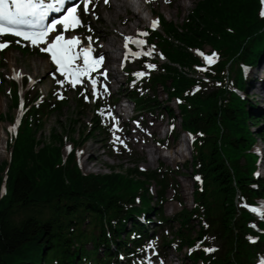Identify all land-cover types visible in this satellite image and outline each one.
<instances>
[{"label": "trees", "instance_id": "obj_1", "mask_svg": "<svg viewBox=\"0 0 264 264\" xmlns=\"http://www.w3.org/2000/svg\"><path fill=\"white\" fill-rule=\"evenodd\" d=\"M261 7L260 0H195L178 24L159 13L161 29L148 28L149 41L166 60L152 59L155 68L140 60L139 71L128 70V98L137 109L165 110L171 136L178 139L182 131L194 136L193 206L174 216L179 226L171 229V238L159 239L158 230L170 221L164 205L169 188L177 185L173 168L124 172L110 166L105 173H84L79 140L74 138L77 145L66 154L58 128L45 132L47 118L68 103L67 89H54L46 98L32 84L17 131L8 136L10 159L0 162V188H5L0 264H147V251L160 243V251L186 247L190 264H258L264 256V221L246 205L264 198V177L256 174L260 156L254 150L264 141V111L251 100L252 81L242 65H264ZM206 46L217 54L212 66L196 53ZM1 82L2 88L9 84L16 107L20 83ZM22 84L26 89L28 80ZM160 86L168 100H178V113L158 100ZM75 92L77 106L84 107L85 94L80 88ZM94 103L91 124L82 131L85 140L105 137L112 128L103 103ZM209 240L215 243L213 252L204 251Z\"/></svg>", "mask_w": 264, "mask_h": 264}, {"label": "rangeland", "instance_id": "obj_2", "mask_svg": "<svg viewBox=\"0 0 264 264\" xmlns=\"http://www.w3.org/2000/svg\"><path fill=\"white\" fill-rule=\"evenodd\" d=\"M134 1H136L135 7H128V10L122 11L123 14L128 13V15H130L131 13L134 14V11L137 12V4L141 1ZM194 1L195 0H169V2H166V0H152V7L156 15L154 16V13L152 15L151 10L147 8L141 16H147L153 19L142 21L141 28H138L137 34L143 33L146 27L152 25V21L157 20L155 17L159 13L164 14L168 20H174L177 24L181 23L192 9ZM130 9H132V12ZM112 10L113 4H109V1L105 3V0H94L88 13H84L83 8L78 11L82 21V26H79V32L72 33L70 29L68 32L64 33L65 36H79L83 46L88 45L89 41L87 37L91 36V46L96 50L98 56L102 55V41L99 39V36H97V30H95V26H93L91 22H95L101 14H109ZM114 26H120L117 20L109 25L108 28L112 29ZM89 29H91V31H89ZM103 29L102 27V30ZM55 34L56 33H53L52 37H54ZM134 35L135 34L131 35V37ZM2 38L3 37H0V40H2ZM25 44L27 47L19 43H13L5 49L0 50V64L3 65V69H0V80L3 78L8 81L13 78L31 80L32 83L38 85L42 96L46 98L51 95L54 89H58L55 93H61L64 88L67 89V95L69 97L68 103L64 106L62 111L55 112L47 118L45 132L49 135L52 128H58L65 141L64 148L66 146L67 150L69 146L72 148V145H77L74 144V138L79 140V145H77L78 159L84 173H105L110 171V166H115L124 172L129 171L130 168H137L138 170L144 171L154 170L159 167H163L165 170L173 168V170L170 171H175L177 185L169 188V199L164 205L166 216L170 218V221L159 227L158 230L159 239L165 234L171 238L173 235L171 229L179 226L177 222H174V216L179 213L184 206H188L189 208L193 206L195 179L191 174L190 167L193 136L187 133L181 134L179 139H175L173 136L169 137V135L166 136L168 131L170 132L168 123L169 114L165 110L163 112L160 108L154 107L155 109L152 110L137 111L135 117H130V115L136 111L134 110V103L128 99L129 82L127 70L139 69L140 64L138 59L129 57L126 63L125 54L121 56L119 62L121 72L119 73L117 82H114L111 76L106 75L105 77L100 75V73H107L103 60L102 64L98 66L97 71L90 77V79H92L96 76L99 81V92L96 96H93L90 87L91 81L87 79V76L84 77L82 85L73 87L69 83V80L65 79L64 75H58L55 72L50 57L46 52L41 51L42 46L32 45L28 42H25ZM144 45H146V50L154 45L155 48L152 51L151 57L153 59L157 58L156 54H159L157 46L155 44L148 45L147 43ZM35 48H39L37 53L32 52L36 50ZM129 48L134 51L130 47V42ZM210 50V46L205 47V51ZM197 53L199 54L200 52ZM157 59L159 62L165 61L163 56ZM76 64L82 65L81 58L76 61ZM248 74L251 79L255 78L258 80L256 81L257 83L255 82V84L250 87L251 100L264 111V88H262L260 84V80L264 79V65L252 68ZM58 81L64 82L61 84L58 83ZM111 84L112 86H110ZM103 86H106V92L102 90ZM79 88L86 94V96H83L81 99L86 104L81 108L77 106L78 96H76L75 92V90ZM1 89L0 136L5 143L2 148L4 152L0 153V162L10 159V150L7 146V140L8 136L15 132L14 123L20 115L18 107L11 106L12 97L9 84H5L3 88L1 84L0 90ZM157 95L161 103L169 104L175 109L176 113H178V101L175 99L168 100L166 91L162 86L157 88ZM96 98H99V101L103 103V110H105L107 114L109 111L111 112V115H108L112 126L111 132L105 137L100 134H95L85 140L82 131L86 130V127L91 124ZM113 117L115 119H113ZM74 119L78 121L74 122ZM113 125H117L120 130L117 131ZM152 125L156 126V128L152 127ZM10 128H14V131L10 132ZM74 129L76 133H74ZM176 131L181 133L180 119L176 120ZM114 132L116 136H119L120 139L124 141L123 144L119 141H114ZM182 139H186V155L177 158L175 155L174 159L166 158V155L171 154L175 148L181 146ZM156 149L157 151H155ZM254 149L261 156L259 161V172L260 177H264V141L259 140ZM152 150L154 151V157L151 156ZM151 158L153 159L152 161ZM150 188L156 191L157 184L153 183ZM174 188H177V192ZM259 219L264 220V217L261 216ZM194 223L197 224V222ZM209 243L211 247L215 246L212 240H209ZM90 246L91 245H89V247ZM161 246L162 244L160 243L158 247H153L147 251V254L151 255L147 257V264H190L186 247L181 251H177L173 246H164L160 251L159 248H161ZM155 248H157V251Z\"/></svg>", "mask_w": 264, "mask_h": 264}, {"label": "snow or ice", "instance_id": "obj_3", "mask_svg": "<svg viewBox=\"0 0 264 264\" xmlns=\"http://www.w3.org/2000/svg\"><path fill=\"white\" fill-rule=\"evenodd\" d=\"M83 11L88 13L89 4L93 3V0H82ZM169 2V0H166ZM108 3V0H105ZM262 5L260 15L264 17V0H260ZM65 0H51V2L46 3L45 0H0V37L6 34H12L16 37H22L25 41H30L32 45L46 44V47H42L41 51L50 53V58L52 62L56 65V71L60 72L65 76V79L69 80V83L75 87L77 84L82 83V77L90 76L92 72H96L98 66L102 64L104 56L93 57L91 55L93 49L91 46L92 37H87L89 41L87 46L82 45L81 38L79 36L66 37L65 32L70 29L82 26V21L78 14L79 4L68 7L64 10ZM63 12L57 19H52L49 23H46L50 13H60ZM158 24V20L152 21V27L155 28ZM59 26V27H58ZM91 31V29H89ZM50 33H56L54 39L48 42V37ZM147 32L139 33L138 36H147ZM125 59L129 57H139L140 55L150 56L155 46L153 45L147 51L138 50L132 51L129 48V42L133 44L143 46L146 42L139 38H134L131 36H126L125 38ZM19 43V41H17ZM8 47L7 41L0 40V50ZM206 65H211L215 62L217 54L212 52L210 54H205L203 52L199 53ZM83 57V64H76L78 59ZM150 68H155V65H148ZM201 71L208 70L207 67L201 68ZM19 75V74H17ZM100 75L106 77V72L100 73ZM137 76H143L144 73H136ZM64 81H58V83L63 84ZM92 84V94L96 96L98 89L96 87L97 80L95 78L91 79ZM104 92L107 91L106 86L102 89ZM21 110H23V104H21ZM108 115H111L109 111ZM113 119H115L113 117ZM117 131L120 129L117 125H113ZM10 132L14 131V128L9 129ZM114 141H119L124 143L119 136L113 133ZM126 147V145H125ZM68 151H71L69 146ZM200 180V177H196ZM4 189L0 188V194H3ZM253 211H259L262 216H264V205L259 208H254ZM199 246V245H198ZM206 252H213L215 249L206 248ZM260 264H264V259L261 260Z\"/></svg>", "mask_w": 264, "mask_h": 264}, {"label": "bare ground", "instance_id": "obj_4", "mask_svg": "<svg viewBox=\"0 0 264 264\" xmlns=\"http://www.w3.org/2000/svg\"><path fill=\"white\" fill-rule=\"evenodd\" d=\"M141 2L137 4V12L128 15V13L123 14L122 11L128 10V7H135L136 1L134 0H112L113 10L109 14H101L95 22H91L95 26L97 36L102 41L101 51L104 56V63L107 69V76H111L114 82L118 81L120 69V58L125 54V37L131 36L133 34L137 35L138 28H141V22L144 20H151L152 18L147 16H141L147 8L154 13V8L152 7V0H140ZM146 5V6H144ZM156 14L154 13V16ZM118 21L120 26H114L109 29L108 26L113 24L114 21ZM123 26V27H122ZM102 27L104 28L102 30ZM78 28V27H77ZM83 37V36H82ZM262 86L264 87V79ZM111 82V81H110ZM110 84V83H109ZM112 86V84L110 85ZM156 128V126L152 125ZM186 140V139H185ZM185 140H181V146H178L171 152V154L166 155V158L174 159L175 155L177 157H182L186 155ZM5 141L2 140L0 136V153L4 152L2 149L4 147ZM2 149V150H1ZM157 151V149L155 150ZM152 157H154V151L152 150ZM153 159L151 158V161ZM84 162V161H83Z\"/></svg>", "mask_w": 264, "mask_h": 264}]
</instances>
